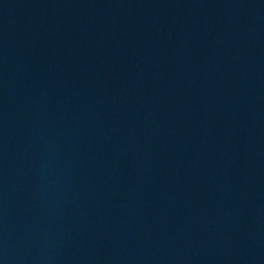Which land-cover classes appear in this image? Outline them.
<instances>
[{
    "label": "water",
    "instance_id": "water-1",
    "mask_svg": "<svg viewBox=\"0 0 264 264\" xmlns=\"http://www.w3.org/2000/svg\"><path fill=\"white\" fill-rule=\"evenodd\" d=\"M264 69V0H0V213Z\"/></svg>",
    "mask_w": 264,
    "mask_h": 264
}]
</instances>
